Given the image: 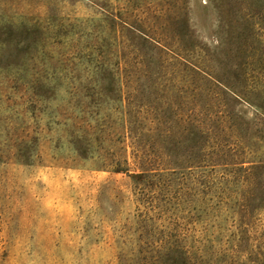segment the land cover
Wrapping results in <instances>:
<instances>
[{
    "label": "rangeland",
    "instance_id": "374dc122",
    "mask_svg": "<svg viewBox=\"0 0 264 264\" xmlns=\"http://www.w3.org/2000/svg\"><path fill=\"white\" fill-rule=\"evenodd\" d=\"M264 264V0H0V264Z\"/></svg>",
    "mask_w": 264,
    "mask_h": 264
},
{
    "label": "trees",
    "instance_id": "16d2710c",
    "mask_svg": "<svg viewBox=\"0 0 264 264\" xmlns=\"http://www.w3.org/2000/svg\"><path fill=\"white\" fill-rule=\"evenodd\" d=\"M178 262H179V263H177V264H186V263H183V262L181 261V258H180V261H179V259H178Z\"/></svg>",
    "mask_w": 264,
    "mask_h": 264
}]
</instances>
